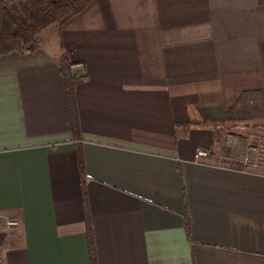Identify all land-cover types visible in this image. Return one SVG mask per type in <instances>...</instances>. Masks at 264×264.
<instances>
[{
    "label": "crops",
    "instance_id": "crops-1",
    "mask_svg": "<svg viewBox=\"0 0 264 264\" xmlns=\"http://www.w3.org/2000/svg\"><path fill=\"white\" fill-rule=\"evenodd\" d=\"M257 93L264 0H94L0 55V214L20 220L0 219L4 263L95 264L92 239L96 264H264V165H211L256 137L223 126Z\"/></svg>",
    "mask_w": 264,
    "mask_h": 264
},
{
    "label": "trees",
    "instance_id": "trees-1",
    "mask_svg": "<svg viewBox=\"0 0 264 264\" xmlns=\"http://www.w3.org/2000/svg\"><path fill=\"white\" fill-rule=\"evenodd\" d=\"M94 0H0V55L10 52L34 51L40 46V34L47 27L66 21L81 13ZM61 71L68 89L71 123L78 132L79 119L75 103V86L79 81L73 76L72 66L67 54L59 60ZM237 109H231L227 120H236ZM236 113V114H235ZM207 125V122L190 120L179 124L184 130L192 126ZM188 226V224H187ZM92 258L96 264L93 241Z\"/></svg>",
    "mask_w": 264,
    "mask_h": 264
},
{
    "label": "built area",
    "instance_id": "built-area-1",
    "mask_svg": "<svg viewBox=\"0 0 264 264\" xmlns=\"http://www.w3.org/2000/svg\"><path fill=\"white\" fill-rule=\"evenodd\" d=\"M234 143H237V141ZM211 154V150L208 148H198L194 154V161L196 163H204L210 158ZM232 162L236 163L237 167L231 166ZM207 164H210V162H207ZM211 165L225 169H237L245 173H258V170L264 165L261 158V147H259L254 141H250L246 145L245 154L240 158L237 159V157L222 155L214 164L211 163ZM0 219L4 222L6 229L15 228L20 225V220L14 217L0 214ZM2 245L3 234L0 229V264H5Z\"/></svg>",
    "mask_w": 264,
    "mask_h": 264
},
{
    "label": "rangeland",
    "instance_id": "rangeland-1",
    "mask_svg": "<svg viewBox=\"0 0 264 264\" xmlns=\"http://www.w3.org/2000/svg\"><path fill=\"white\" fill-rule=\"evenodd\" d=\"M239 117L243 118L244 120L241 119L239 120L240 124L237 130L244 131L241 127L244 126L245 122L253 123L255 124V126L258 124L260 128L259 127L256 128V132H254L253 134L256 137L253 138H251V136H245V135H242L240 137L237 136L229 137V140L226 142V145L229 144V146L233 150H238L239 148H241L240 153L232 151L233 154L228 155L230 157H237V159L240 158L243 154H245V149L248 142L254 141L256 144H258L259 147H262L264 144V130L261 129L264 128V93L262 94L257 93L253 95L252 102L249 103L247 106L241 107V109L238 110V114H236V118ZM231 121H232L231 126L227 127L224 125L223 128L232 129L233 127L232 124L235 120H231ZM250 138L253 140H249ZM235 141H237V143H234Z\"/></svg>",
    "mask_w": 264,
    "mask_h": 264
}]
</instances>
